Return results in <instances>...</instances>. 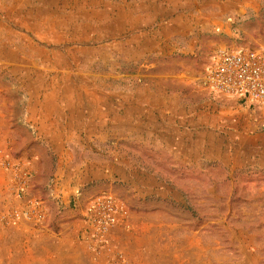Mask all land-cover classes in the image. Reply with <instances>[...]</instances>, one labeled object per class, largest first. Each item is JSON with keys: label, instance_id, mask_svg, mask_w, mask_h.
<instances>
[{"label": "rangeland", "instance_id": "374dc122", "mask_svg": "<svg viewBox=\"0 0 264 264\" xmlns=\"http://www.w3.org/2000/svg\"><path fill=\"white\" fill-rule=\"evenodd\" d=\"M247 47L264 0H0V264H264Z\"/></svg>", "mask_w": 264, "mask_h": 264}, {"label": "built area", "instance_id": "2783aa9c", "mask_svg": "<svg viewBox=\"0 0 264 264\" xmlns=\"http://www.w3.org/2000/svg\"><path fill=\"white\" fill-rule=\"evenodd\" d=\"M207 80L217 92L264 104V48L220 49Z\"/></svg>", "mask_w": 264, "mask_h": 264}]
</instances>
